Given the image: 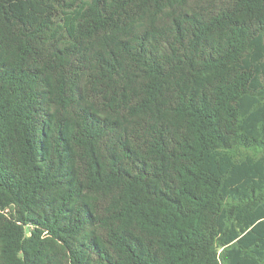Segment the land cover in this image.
<instances>
[{
	"label": "trees",
	"instance_id": "trees-1",
	"mask_svg": "<svg viewBox=\"0 0 264 264\" xmlns=\"http://www.w3.org/2000/svg\"><path fill=\"white\" fill-rule=\"evenodd\" d=\"M0 264H264V0H0Z\"/></svg>",
	"mask_w": 264,
	"mask_h": 264
}]
</instances>
